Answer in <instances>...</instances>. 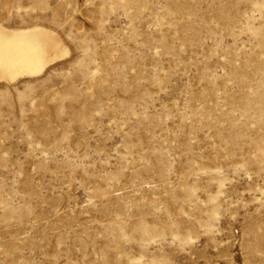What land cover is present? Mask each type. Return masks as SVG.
<instances>
[{
  "label": "rangeland",
  "instance_id": "374dc122",
  "mask_svg": "<svg viewBox=\"0 0 264 264\" xmlns=\"http://www.w3.org/2000/svg\"><path fill=\"white\" fill-rule=\"evenodd\" d=\"M0 22L69 49L0 82V264H264V0H0Z\"/></svg>",
  "mask_w": 264,
  "mask_h": 264
},
{
  "label": "bare ground",
  "instance_id": "6f19581e",
  "mask_svg": "<svg viewBox=\"0 0 264 264\" xmlns=\"http://www.w3.org/2000/svg\"><path fill=\"white\" fill-rule=\"evenodd\" d=\"M68 53L62 37L52 28L40 24L7 26L0 22V82L37 77Z\"/></svg>",
  "mask_w": 264,
  "mask_h": 264
}]
</instances>
